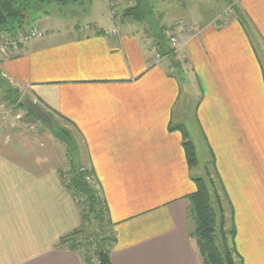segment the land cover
I'll return each instance as SVG.
<instances>
[{
  "label": "crops",
  "instance_id": "0c3cea01",
  "mask_svg": "<svg viewBox=\"0 0 264 264\" xmlns=\"http://www.w3.org/2000/svg\"><path fill=\"white\" fill-rule=\"evenodd\" d=\"M191 1L182 11L196 28L181 32L183 61L161 53L156 62L134 26L109 34L107 0L109 21L44 17L58 24L36 21L43 35L0 57L10 86L82 142L84 167L107 204L112 264H203L190 236L197 185L177 118V61L202 92L195 117L229 197L236 252L242 264H264V0H238L225 23L219 12L204 19L213 0ZM19 143L0 135V264H84L61 243L82 219L60 170L28 162L33 154Z\"/></svg>",
  "mask_w": 264,
  "mask_h": 264
},
{
  "label": "rangeland",
  "instance_id": "374dc122",
  "mask_svg": "<svg viewBox=\"0 0 264 264\" xmlns=\"http://www.w3.org/2000/svg\"><path fill=\"white\" fill-rule=\"evenodd\" d=\"M109 4V10L113 17L115 27L118 29L123 28L126 29L129 26H134L135 30L140 32L144 39H147V43L150 48L155 52V61L156 55L158 52V48L156 46L155 40L153 38L152 31L146 24L134 23L132 19L125 17V10L132 8L135 5L136 0H107ZM96 2V7L100 6V8H96L95 10L91 8L92 14L89 13V10L85 12L83 10V6L77 4L73 6L72 10H77L76 12H72L71 6H69L63 13L64 16H53V18H63L62 25H70L75 21L79 23H87L96 22L97 20L105 21L106 19V9L107 2L106 0H94ZM192 3L191 0H155V11L157 12L158 20L166 29L165 36L167 40V44L169 50H173V53L168 56L173 58V62H175L174 57L179 56V60L183 61V58H180V41H181V32L188 31L191 34L194 32L196 26L193 21L190 20L189 17H186V13L183 14L182 9H184L183 5H190ZM86 4L88 5V0H86ZM93 9V10H92ZM238 9V0H213L210 3L209 11L206 12L204 19H208L213 17L216 13L219 12L221 14V19L217 21V23H223L227 20V17L233 18L236 15V11ZM56 12H60L55 8ZM90 11V12H91ZM238 12V11H237ZM104 17V18H103ZM42 18V19H41ZM44 17H38L39 24L42 28L47 27V24H58L55 23V19H43ZM110 18V17H108ZM49 22V23H47ZM188 26H193L191 28H186ZM36 27V26H33ZM85 29V28H82ZM41 30V29H40ZM42 31V30H41ZM177 38L178 45L173 46V40ZM264 52V47H262ZM164 59L161 58L160 61ZM264 59V55H263ZM159 61V62H160ZM177 61V66L175 65L174 71L171 70V73L175 75L177 82L179 83L180 95L178 98L177 105V118H180L183 121L184 126L187 129V141L191 142L194 146L196 153L197 165L194 167L193 175L196 178H201L205 181V184L208 188L209 194L212 199V203L214 208L220 207L219 202L215 199V193L218 192L222 208H224V216H225V232L228 237L229 232L232 230L233 226V214L231 207L229 205V197L225 188H223L224 184L221 182L219 175L217 174L212 155L209 153L208 146L203 137V134L200 131L199 125L196 121L195 113L197 111V107L200 106V103L203 99L202 92L199 86L194 84V79L188 75L187 70L183 62ZM0 80H5L4 77L0 74ZM9 84V83H8ZM19 96L16 100L7 101L4 97V90L0 88V135H3L8 142L15 137L20 143L19 148L23 150L31 151L33 155L30 157H26L28 162L35 161L39 168H43V166L49 165L50 163L55 168L60 170V179L63 183V186L68 190V184L63 175L70 176L71 166L77 164L78 162L82 165L83 169L81 172H92L89 168L85 166V150L82 147V142L78 138L77 134L73 130L71 126L64 123L60 119L54 118V116L49 113L47 110L42 108L39 104L29 98L26 93L18 91ZM30 99L39 105L45 112H47L57 124V126L64 130V133H60L58 135H54L49 127L43 124L36 117L29 115L27 110L22 106V103L25 99ZM17 104V108H13V105ZM74 137V138H73ZM76 142H75V140ZM185 139V138H184ZM7 143V142H6ZM185 150V147H184ZM35 154V157H34ZM80 157V158H79ZM35 159V160H33ZM79 159V161H78ZM82 160V162H81ZM93 172L89 174L88 183L94 189L98 190L96 185L95 176L92 175ZM69 178V177H68ZM214 180L211 182L210 180ZM225 187V186H224ZM216 190V191H215ZM71 196L74 198H78L81 204H76L81 216L84 215V207L88 206L87 199L85 196L77 194L73 190H68ZM83 204V205H82ZM191 206V204H190ZM190 208V207H189ZM88 223L84 220L82 221L83 234H75L74 237H70V235H74L73 233L69 236L65 237L66 239L70 237V241L74 243L73 245H81L82 249L87 252H91V246H88V243H92L91 234H96L97 236L103 235L101 232V225L97 221L94 216H89L88 213ZM189 216V210H188ZM220 214L218 213V223H217V231L215 233L217 240H220L218 243L222 244V235L220 234ZM191 218V217H189ZM82 219V218H81ZM192 221V220H191ZM194 224V222L192 221ZM81 228V227H80ZM230 230V231H229ZM76 232V231H75ZM74 232V233H75ZM92 232V233H91ZM90 234V235H89ZM94 241V240H93ZM64 245V244H63ZM87 254V253H86Z\"/></svg>",
  "mask_w": 264,
  "mask_h": 264
},
{
  "label": "trees",
  "instance_id": "16d2710c",
  "mask_svg": "<svg viewBox=\"0 0 264 264\" xmlns=\"http://www.w3.org/2000/svg\"><path fill=\"white\" fill-rule=\"evenodd\" d=\"M93 2L94 0H88L87 5L86 0H0V35H17L23 28L32 27L37 21V16L62 17L61 15L64 16L63 12L69 6H71L72 10L73 6L79 4L85 7L83 10L87 12ZM154 3L155 0H136L135 5L125 10L124 15L132 19L134 23L146 24L152 31L160 54L162 53L163 56L168 57L173 53V50H169L166 40L167 36H165L166 29L161 26L156 16ZM55 8L60 10V12H56ZM76 11L72 10L73 13ZM0 88L4 90L6 96L4 98L7 101H14L19 96L18 91L10 86L6 80H0ZM22 106L24 107L23 103ZM27 112L29 115H32L29 111ZM58 129V131L51 130L55 136L64 133V130H61L59 127ZM180 129L185 138L184 147L188 164L190 168H194L197 165L194 146L191 142L187 141L184 127L180 126ZM81 169L83 167L78 164L71 166L68 190H73L76 195L80 194L86 197L88 206L84 207V215L81 216L82 221L84 220V223H88V213L89 216H94L100 223L103 234L101 236L91 234V237L94 239H89L92 240V243H88L87 245L91 246L92 252L99 264H112L111 251L115 244V239L111 232V223L108 220L107 204L101 196L100 190H94L87 181L89 174L92 172H81ZM210 181L213 184L215 183L213 178ZM195 183L197 185V192L189 196L191 204L189 217H191L190 219L195 225L190 236L195 240L196 247L203 259V264H242L241 257L237 254L235 247L236 229L234 223L232 230H229L230 237L225 232L226 220L224 208H222L218 192L215 193V199L219 202L220 207L216 210L205 181L201 178H196ZM218 213L220 214L222 244L218 243L220 240H217L218 236L215 235ZM82 228L83 226L73 234H83ZM74 235H70V237L72 238ZM61 243L65 244L66 241L62 240ZM70 249L75 251L74 246H71Z\"/></svg>",
  "mask_w": 264,
  "mask_h": 264
},
{
  "label": "built area",
  "instance_id": "2783aa9c",
  "mask_svg": "<svg viewBox=\"0 0 264 264\" xmlns=\"http://www.w3.org/2000/svg\"><path fill=\"white\" fill-rule=\"evenodd\" d=\"M227 18L228 19L225 20L223 23L228 22L231 19V17H227ZM191 27H193V26L187 25L186 28H191ZM83 30H85V32H89V30H91V27H86ZM108 33L111 35H116V34H118V31H117V29H114L113 31L108 32ZM42 35H43V32L40 29H38L37 27H33V26L23 28L17 35H14V36L1 34L0 35V57L12 58L13 56H15L19 53L20 49L24 45H26L27 43H29L32 40H35V39L41 37ZM177 41H178L177 38H175L173 40V46L174 47L178 45ZM156 56H157L156 57L157 62H159L161 60V58H163L161 56V54H158V53ZM17 107H18L17 104L13 105V108H17ZM63 176L65 177L67 184H69L70 176H67V175H63ZM87 179H89V177ZM73 199H74V202L76 204H81L80 200L78 198L74 197ZM73 244L74 243L72 242V240L70 241V238L69 239L67 238L64 246L66 248L70 249L71 246H74ZM74 247H75V251L79 252L82 255L83 260H84V264H99L97 258L95 257V255L93 254L92 251L87 252L85 250L84 251L81 250L82 247L80 244L76 245Z\"/></svg>",
  "mask_w": 264,
  "mask_h": 264
},
{
  "label": "water",
  "instance_id": "95a60500",
  "mask_svg": "<svg viewBox=\"0 0 264 264\" xmlns=\"http://www.w3.org/2000/svg\"><path fill=\"white\" fill-rule=\"evenodd\" d=\"M23 105L27 111L39 119L43 124L49 127L53 131H58V126L54 122L53 118L45 112L39 105L30 99H25Z\"/></svg>",
  "mask_w": 264,
  "mask_h": 264
}]
</instances>
